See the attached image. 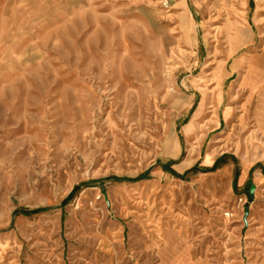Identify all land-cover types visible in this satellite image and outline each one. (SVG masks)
<instances>
[{
	"label": "rangeland",
	"instance_id": "1",
	"mask_svg": "<svg viewBox=\"0 0 264 264\" xmlns=\"http://www.w3.org/2000/svg\"><path fill=\"white\" fill-rule=\"evenodd\" d=\"M0 264H264V0H0Z\"/></svg>",
	"mask_w": 264,
	"mask_h": 264
},
{
	"label": "crops",
	"instance_id": "2",
	"mask_svg": "<svg viewBox=\"0 0 264 264\" xmlns=\"http://www.w3.org/2000/svg\"><path fill=\"white\" fill-rule=\"evenodd\" d=\"M192 159H193V157H189V158L186 157V158L184 159V164H185V165L189 164V163L191 162ZM210 161H211V156L208 154L207 158H206V156L204 157V162H205V163H210ZM255 173L258 174L257 171H255L254 174H255ZM247 175H248V169H247V170L244 169V170L241 172V174H240V182H241V183H244V181H245ZM259 175H260V174H259ZM225 176H226V170H225V169L219 170V171L216 172L215 175H214V177H217V178L219 177L221 180L224 179ZM261 176H262V175H261ZM204 182H205V179L202 178V183H204ZM222 187H223V184L221 183L220 188L222 189ZM223 188H224V187H223Z\"/></svg>",
	"mask_w": 264,
	"mask_h": 264
},
{
	"label": "trees",
	"instance_id": "3",
	"mask_svg": "<svg viewBox=\"0 0 264 264\" xmlns=\"http://www.w3.org/2000/svg\"><path fill=\"white\" fill-rule=\"evenodd\" d=\"M175 162H173V161H169L163 168L166 170V169H168V167L170 166V165H172V164H174ZM144 176H140L139 178H143ZM138 178V179H139ZM76 191V188H74L72 191H71V193L66 197V199L64 200V203L67 201V200H69L71 197H72V195H73V193Z\"/></svg>",
	"mask_w": 264,
	"mask_h": 264
},
{
	"label": "water",
	"instance_id": "4",
	"mask_svg": "<svg viewBox=\"0 0 264 264\" xmlns=\"http://www.w3.org/2000/svg\"><path fill=\"white\" fill-rule=\"evenodd\" d=\"M253 190H254V185H250L248 189L249 194H252Z\"/></svg>",
	"mask_w": 264,
	"mask_h": 264
},
{
	"label": "bare ground",
	"instance_id": "5",
	"mask_svg": "<svg viewBox=\"0 0 264 264\" xmlns=\"http://www.w3.org/2000/svg\"><path fill=\"white\" fill-rule=\"evenodd\" d=\"M190 157H193L192 155Z\"/></svg>",
	"mask_w": 264,
	"mask_h": 264
}]
</instances>
